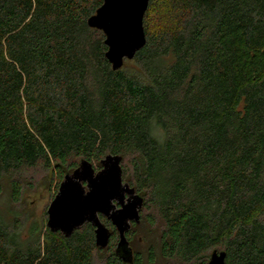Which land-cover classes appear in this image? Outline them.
I'll use <instances>...</instances> for the list:
<instances>
[{
  "label": "trees",
  "instance_id": "obj_1",
  "mask_svg": "<svg viewBox=\"0 0 264 264\" xmlns=\"http://www.w3.org/2000/svg\"><path fill=\"white\" fill-rule=\"evenodd\" d=\"M147 3L144 46L113 70L87 24L102 0H0L10 210L23 187L9 177L39 166L56 193L80 160L98 171L107 154L143 198L125 233L131 262L101 215L105 248L90 223L23 238V220L0 211V264H207L213 250L225 264H264V0Z\"/></svg>",
  "mask_w": 264,
  "mask_h": 264
},
{
  "label": "water",
  "instance_id": "obj_2",
  "mask_svg": "<svg viewBox=\"0 0 264 264\" xmlns=\"http://www.w3.org/2000/svg\"><path fill=\"white\" fill-rule=\"evenodd\" d=\"M149 0H102L87 24L102 31L106 46L105 57L113 70L131 59L145 44L143 16ZM121 156L107 154L101 168L95 171L91 163L80 160L78 166L64 175L57 192L46 208V227L68 237L84 223L94 227L96 246L105 248L110 230L100 215L118 233L116 253L131 262L133 252L126 238L131 222L140 221L143 198L134 187L122 180ZM225 252L213 250L207 264H225Z\"/></svg>",
  "mask_w": 264,
  "mask_h": 264
},
{
  "label": "rangeland",
  "instance_id": "obj_3",
  "mask_svg": "<svg viewBox=\"0 0 264 264\" xmlns=\"http://www.w3.org/2000/svg\"><path fill=\"white\" fill-rule=\"evenodd\" d=\"M49 177V172L39 166L25 168L20 171L19 174L17 173L9 177L12 181L20 182L23 187L22 200L19 205L16 206L15 212L11 211L9 206L10 187L6 186L0 193L1 214L4 216L7 224H11L13 214H17L18 218L23 220L21 226V236L23 238L28 236L30 226L32 227L35 225L40 231L43 230V227H46V208L55 193L54 179L52 180L54 181L53 185H47ZM139 249H142V247H139ZM156 264H164V262H158Z\"/></svg>",
  "mask_w": 264,
  "mask_h": 264
}]
</instances>
